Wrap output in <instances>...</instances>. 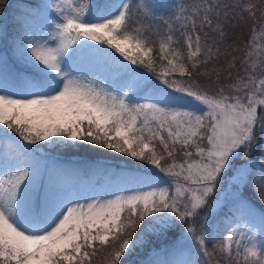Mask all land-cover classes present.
Instances as JSON below:
<instances>
[{
  "label": "snow or ice",
  "instance_id": "6c2138e0",
  "mask_svg": "<svg viewBox=\"0 0 264 264\" xmlns=\"http://www.w3.org/2000/svg\"><path fill=\"white\" fill-rule=\"evenodd\" d=\"M165 7L51 0L37 6L39 33L22 23L14 52L25 69L14 90L0 88V264H94L101 248L107 264L141 248L142 264H200L186 254L264 264V150L253 156L264 144V41L254 39L264 0H198L167 17ZM245 22L252 36L237 56L228 29ZM35 146L108 150L165 179L116 173L132 187L83 195L55 164L44 179ZM216 220L227 230L210 253Z\"/></svg>",
  "mask_w": 264,
  "mask_h": 264
},
{
  "label": "trees",
  "instance_id": "16d2710c",
  "mask_svg": "<svg viewBox=\"0 0 264 264\" xmlns=\"http://www.w3.org/2000/svg\"><path fill=\"white\" fill-rule=\"evenodd\" d=\"M118 0H113V2H117ZM35 2V0H5L7 7L0 8V49L4 47V45L12 40L15 36L19 34L21 17L23 12H25V7H30ZM97 3L102 2V0H96ZM134 3H162L166 7L162 10L161 13L166 17L171 15L173 11L177 9L173 7L174 5H185L190 6L193 3L198 2V0H133ZM17 5H19V10L17 9ZM229 38L226 41L227 44L232 45L233 47L239 45L241 51L236 52L235 55H242L243 47L252 36L250 32V26L248 23H242L237 28H229ZM254 39L257 43L264 41V31L257 30ZM95 43V42H93ZM107 47V46H105ZM109 51H113V49H109ZM153 58L158 56L156 51L150 54ZM116 56L123 60V57L119 56V53H116ZM5 69L8 70L10 75V80L14 84L16 81L14 76L17 72H22L25 69V64L22 63L19 59L14 57L11 52H9L6 57L3 59ZM230 60L229 57L222 56L219 63L217 64V68L221 70L222 83H227V80L224 79L226 76V72L223 70ZM127 63V61H125ZM137 67V66H132ZM212 65H208L207 68L211 69ZM143 71V69H141ZM233 76H235V71L233 72ZM177 79H180L177 75ZM201 86H207L208 80L207 77H198ZM151 84L156 86L158 89L166 91L163 88V85L160 81L156 80L154 77L151 79ZM191 106V105H189ZM259 111V109H258ZM39 150L36 152V156L39 159L41 172L44 176V179H47L48 171L52 168L53 164L59 166L61 169H67L69 171V175L61 177L65 182H76L74 177L75 173L83 170L90 174L91 177L102 176L103 173L107 174L111 183L117 182L119 179L116 176V173H127L132 176H144V177H153L155 176L157 179H165L163 174H156L155 170L152 166L146 164L143 161L135 160L131 157L124 156L119 153L111 152L108 150L95 149L92 150L91 146H86L82 149L73 150L71 152L63 151L59 149H51L48 147L40 148V146H35ZM261 150H264V144H258L257 150L253 153L254 157H258ZM178 159L182 160V157H178ZM52 162V164H51ZM77 181L81 180L78 177ZM248 195L253 199L255 203V207L257 210L261 208V205L258 200L255 199V196L252 193V190H248ZM203 215V213H202ZM259 212L257 211V218H253L251 221L257 223L258 227H260ZM208 230L211 232V237L213 243L208 245L209 252H213V244H216L220 241V237L223 236L225 231L227 230V222H221L219 220L214 221L212 224L208 226ZM106 248H101L97 252V256L94 258V264H107L106 261ZM149 251L148 249H138L133 251V253L128 257L127 264H142V262L148 257ZM219 252H215L211 256V260L219 259ZM180 259H195L200 262V264H207L209 257H205L203 255L191 256L185 255L183 257H179ZM123 259V258H122Z\"/></svg>",
  "mask_w": 264,
  "mask_h": 264
},
{
  "label": "rangeland",
  "instance_id": "374dc122",
  "mask_svg": "<svg viewBox=\"0 0 264 264\" xmlns=\"http://www.w3.org/2000/svg\"><path fill=\"white\" fill-rule=\"evenodd\" d=\"M51 0H35V2L30 7H25V12H23V15L21 17V23H20V30L19 34L15 36L12 40L7 42L4 47L0 49V57L3 59L6 57V55L11 52V54L17 58V55L14 52V44L18 43L19 37L22 35L23 28L22 23L26 22L28 25H30L34 31L39 33L41 29L44 27L43 23V11H41L40 15H36V12L39 10L37 6H42L45 3H49ZM120 0H118L116 3H119ZM21 61V60H20ZM22 62V61H21ZM23 63V62H22ZM16 87V84L10 80V75L8 73V70L5 69V65L3 64L2 69H0V88H7L8 90H14ZM52 164V162H51ZM78 177V176H76ZM81 179L75 182H65L62 180L63 183L66 185L72 187H77L81 194L83 195H103V196H111L113 193H118L124 188L132 187V185L128 182H126L123 179H119L115 183H111L109 180V177L103 173L102 176L91 177L90 174L86 171L81 170ZM252 226L254 227V231L257 232L258 238H259V229L256 227V223L251 221ZM184 259V258H183Z\"/></svg>",
  "mask_w": 264,
  "mask_h": 264
}]
</instances>
